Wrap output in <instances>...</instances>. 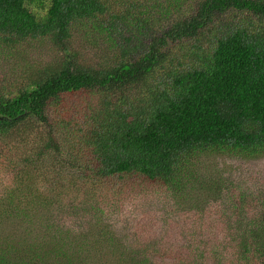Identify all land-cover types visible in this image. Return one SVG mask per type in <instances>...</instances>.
<instances>
[{
	"label": "trees",
	"instance_id": "obj_1",
	"mask_svg": "<svg viewBox=\"0 0 264 264\" xmlns=\"http://www.w3.org/2000/svg\"><path fill=\"white\" fill-rule=\"evenodd\" d=\"M0 54L17 70L0 79V264H92L89 236L113 264H264L259 193L194 187L211 191L195 219L150 244L130 205L178 197L203 154L264 153V0H0Z\"/></svg>",
	"mask_w": 264,
	"mask_h": 264
},
{
	"label": "rangeland",
	"instance_id": "obj_2",
	"mask_svg": "<svg viewBox=\"0 0 264 264\" xmlns=\"http://www.w3.org/2000/svg\"><path fill=\"white\" fill-rule=\"evenodd\" d=\"M180 1L181 0H169L170 3ZM154 4H156V1ZM159 4L164 8V0H159ZM184 6L185 5L182 4V7ZM153 13L154 12H152V14ZM155 14L159 13L155 12ZM156 17H158V15H154V18ZM39 42L28 40L27 43L31 44V55H38V53L46 55L49 53V45ZM83 43H87V41L83 40ZM75 47L82 48L83 45L76 43ZM96 51L97 54L101 53L98 48H96ZM86 52L88 51L86 50ZM8 61L9 59L7 56L0 54V79L5 77L6 74L11 76L12 73L17 71L16 69L3 67V65L8 64ZM17 149L20 150L17 144L11 148L12 151ZM189 167L191 170L186 173V175L192 174L193 178L197 179V181H190L189 185L180 191L178 197L166 190L164 192L151 191L133 193L132 196L134 199L130 202V205L132 204V206L136 208L140 203L139 213L133 219L134 227L138 233L139 224H142L147 232V234L144 233L141 240L142 242L147 240V243L150 244L155 241H160L159 236L171 240L170 233H174L175 235L178 234L181 227L187 225V223L184 224L186 221H193L195 219V211L189 208V204L196 201L198 204L207 201L211 191L207 194L204 190L194 187L213 184L219 189V192L222 191V195H224V190L232 188V186H238L247 192L253 193L251 196H253L254 193H259L264 196V153L254 157L206 153L203 154V157L199 158V162L196 163L194 167ZM192 182L194 183L192 184ZM214 189H212V191H215ZM222 195L220 198H222ZM210 205L213 207L217 204L215 203L212 205L209 203L205 205L203 209H207ZM167 207L170 208L165 211L166 209L164 208ZM37 216V219L27 225V231H29L30 228L33 231L32 233L34 234L36 232L37 237H39L43 230L39 227L41 217L43 216ZM164 224L167 226L165 228L166 230H164ZM9 225L10 224H4L0 226V230L4 231L5 227ZM84 225L85 223L80 224L76 219H73L70 226L75 230L81 231L79 227ZM24 227L25 225L15 226L13 229L18 233ZM114 230H116L118 237H124L126 235L132 237V227L130 225L126 227L121 219L114 223ZM89 237L94 240L93 246L96 245L94 249H103L93 256L91 263L113 264L115 259L111 253L107 251L106 247L98 245V240L91 236ZM181 239H183V237ZM112 261L114 262L112 263Z\"/></svg>",
	"mask_w": 264,
	"mask_h": 264
}]
</instances>
